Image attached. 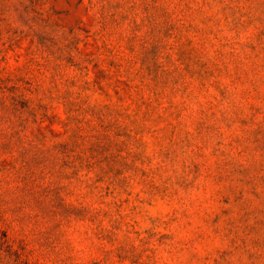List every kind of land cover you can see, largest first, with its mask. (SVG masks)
I'll use <instances>...</instances> for the list:
<instances>
[{"label":"rangeland","instance_id":"374dc122","mask_svg":"<svg viewBox=\"0 0 264 264\" xmlns=\"http://www.w3.org/2000/svg\"><path fill=\"white\" fill-rule=\"evenodd\" d=\"M0 227L36 264H264V0H0Z\"/></svg>","mask_w":264,"mask_h":264},{"label":"trees","instance_id":"16d2710c","mask_svg":"<svg viewBox=\"0 0 264 264\" xmlns=\"http://www.w3.org/2000/svg\"><path fill=\"white\" fill-rule=\"evenodd\" d=\"M0 264H36L27 258V250L22 243L12 241L0 227Z\"/></svg>","mask_w":264,"mask_h":264}]
</instances>
